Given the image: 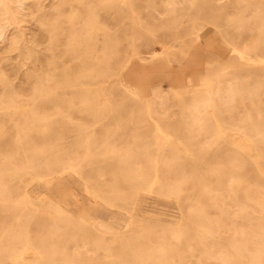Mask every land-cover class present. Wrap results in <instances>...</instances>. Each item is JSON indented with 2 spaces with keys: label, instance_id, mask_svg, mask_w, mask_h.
<instances>
[{
  "label": "rangeland",
  "instance_id": "obj_1",
  "mask_svg": "<svg viewBox=\"0 0 264 264\" xmlns=\"http://www.w3.org/2000/svg\"><path fill=\"white\" fill-rule=\"evenodd\" d=\"M241 54L264 59V0H0V264H264V64ZM131 59L195 72L150 120Z\"/></svg>",
  "mask_w": 264,
  "mask_h": 264
},
{
  "label": "crops",
  "instance_id": "obj_2",
  "mask_svg": "<svg viewBox=\"0 0 264 264\" xmlns=\"http://www.w3.org/2000/svg\"><path fill=\"white\" fill-rule=\"evenodd\" d=\"M208 38L209 37L204 39V41H207ZM204 43L205 42H203V44H201L198 47V50H196L197 55H198L197 58H194V56L191 57L192 60L196 59V61H197L196 62L197 63V67H196L197 72H201L204 70V68L206 66L207 56H208L207 52L216 53L220 49V46L218 45L217 41L211 42L208 46H205ZM153 69L155 72L153 71ZM147 71H148V73H147ZM194 72H195V69H193V68H189V69L188 68L187 69L167 68V70H166V68H162V71H161L160 66H157V67L154 66L153 68H150L149 70H145L144 68L138 67L134 71L130 70L127 78H128L130 85L133 88L137 89L141 94H150L153 91V89H155L158 86L159 82H162L165 86H167L173 90H183V89L189 87L188 78L190 76H192L194 74ZM179 76H181L182 79L180 81L179 80L174 81V77H179ZM144 87H145V89H144ZM80 182H81V180H80ZM81 183L83 184V182H81ZM85 190L87 191V188ZM139 198H150V196L140 195Z\"/></svg>",
  "mask_w": 264,
  "mask_h": 264
},
{
  "label": "bare ground",
  "instance_id": "obj_3",
  "mask_svg": "<svg viewBox=\"0 0 264 264\" xmlns=\"http://www.w3.org/2000/svg\"><path fill=\"white\" fill-rule=\"evenodd\" d=\"M80 3H81V1H80ZM135 55V54H134ZM133 59H134V57H132ZM240 59H241V61H242V63L244 64V65H256V64H264V59H262V58H252V57H250V56H247V55H243V54H241L240 55ZM130 66H131V70H135V69H137L138 67H140V68H144L145 70H149L150 68H153L154 66H160L161 67V71H162V68H166V70H167V68H170V66H171V64L170 63H165L164 62V60L163 61H159L158 59L157 60H154L153 62H151V63H149V64H140L138 67L134 64V62L132 61V59L130 60ZM169 64V65H168ZM157 69V68H156ZM165 70V69H164ZM153 71H154V69H153ZM132 72V71H131ZM143 72V71H142ZM151 72V71H150ZM155 72V71H154ZM147 73H148V71H147ZM167 73V72H166ZM169 75V74H168ZM68 76H70V75H68ZM70 80H71V78H70ZM164 80V79H163ZM68 82V81H67ZM164 82V81H163ZM68 85H70V84H68ZM70 86H72V84L70 85ZM57 89V86L55 85L54 87H53V90L55 91ZM144 89H145V87H144ZM144 99H145V102H146V104H147V108H146V114H147V116H148V118L150 119H152L153 118V114L151 113V111H150V104H149V97H148V94H145V97H144ZM150 119V120H151ZM155 125H156V127H157V130H158V133L159 134H162V135H164L165 137H166V140L167 141H172L174 138H173V136H174V134H172V133H167V132H165V131H163V128H162V126H161V124H159V123H157V122H155ZM176 136V135H175ZM166 141V142H167ZM99 149L98 148H96L95 149V152H97ZM99 152V151H98ZM93 155V154H92ZM91 155V156H92ZM96 155V154H95ZM97 155H98V153H97ZM96 155V156H97ZM99 155H101V154H99ZM106 155H108V154H106ZM98 157H100V156H97V157H94L96 160H97V158ZM102 157H103V155H102ZM104 157H105V155H104ZM111 157V156H110ZM101 158V157H100ZM112 158V157H111ZM110 158V159H111ZM96 160H95V162H96ZM99 160V159H98ZM123 165V164H122ZM126 165V164H125ZM63 169L61 170V172H63V173H69V172H71V171H73V169H74V164L72 165V164H69V167H67V166H64L63 165ZM127 167L125 166V169H126ZM129 168V167H128ZM125 171H127V170H125ZM60 172V173H61ZM59 173V174H60ZM128 173V172H127ZM146 192H147V194H148V196H151V195H153L154 194V186H153V184H151L149 187H148V189L146 190ZM97 224V223H96ZM98 225H99V223H98ZM98 225H95L94 224V226H96V228H98V229H100V227H102L101 229H103V228H105L104 227V225H100L99 227H98ZM107 226V225H106ZM95 228V227H94ZM114 229V228H113ZM110 230V229H109ZM111 230H112V228H111ZM115 230V229H114ZM114 230H112L113 232H114ZM116 231V230H115ZM119 231V230H118ZM117 234V233H116ZM152 248V247H151ZM119 255H122V254H112L111 255V257L112 256H119Z\"/></svg>",
  "mask_w": 264,
  "mask_h": 264
}]
</instances>
